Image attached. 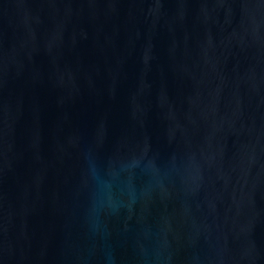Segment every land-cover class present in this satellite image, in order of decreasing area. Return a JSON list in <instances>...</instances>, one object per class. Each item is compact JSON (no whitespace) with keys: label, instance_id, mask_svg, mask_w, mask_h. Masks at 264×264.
I'll return each mask as SVG.
<instances>
[{"label":"water","instance_id":"95a60500","mask_svg":"<svg viewBox=\"0 0 264 264\" xmlns=\"http://www.w3.org/2000/svg\"><path fill=\"white\" fill-rule=\"evenodd\" d=\"M0 264H264V0H0Z\"/></svg>","mask_w":264,"mask_h":264}]
</instances>
